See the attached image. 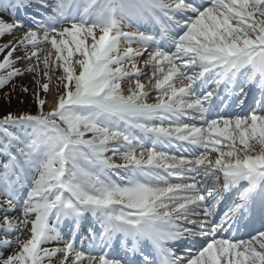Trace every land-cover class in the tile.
Returning a JSON list of instances; mask_svg holds the SVG:
<instances>
[{
  "label": "snow or ice",
  "instance_id": "1",
  "mask_svg": "<svg viewBox=\"0 0 264 264\" xmlns=\"http://www.w3.org/2000/svg\"><path fill=\"white\" fill-rule=\"evenodd\" d=\"M0 264H264V0H0Z\"/></svg>",
  "mask_w": 264,
  "mask_h": 264
},
{
  "label": "rangeland",
  "instance_id": "2",
  "mask_svg": "<svg viewBox=\"0 0 264 264\" xmlns=\"http://www.w3.org/2000/svg\"><path fill=\"white\" fill-rule=\"evenodd\" d=\"M25 107H31L30 102L27 99L25 100V104L24 105L18 104L16 101H13V103L11 105V109L13 111L20 110V109H23Z\"/></svg>",
  "mask_w": 264,
  "mask_h": 264
}]
</instances>
